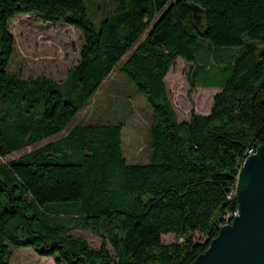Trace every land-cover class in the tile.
<instances>
[{
    "label": "trees",
    "instance_id": "1",
    "mask_svg": "<svg viewBox=\"0 0 264 264\" xmlns=\"http://www.w3.org/2000/svg\"><path fill=\"white\" fill-rule=\"evenodd\" d=\"M113 1L95 30L84 0H0V264L25 247L55 264H190L237 211L241 165L264 145V0ZM192 3L204 9V30ZM20 15L80 31L79 60L62 81L8 71L10 21ZM200 40L208 51L240 49L217 83L197 84L191 69L194 89L219 92L207 115L179 122L165 77L177 58L195 64ZM117 65L152 110L146 163L126 161L122 125L94 123L3 161L68 130ZM165 234L182 241L164 244Z\"/></svg>",
    "mask_w": 264,
    "mask_h": 264
},
{
    "label": "rangeland",
    "instance_id": "2",
    "mask_svg": "<svg viewBox=\"0 0 264 264\" xmlns=\"http://www.w3.org/2000/svg\"><path fill=\"white\" fill-rule=\"evenodd\" d=\"M84 5L87 19L95 30L98 29L100 20L111 13L115 6L113 0H84ZM20 16L22 17H15L10 21L15 47L8 71L25 79L45 76L57 82L62 81L68 70L79 60V49L83 43L80 31L64 23H49L32 15ZM159 16L160 13L156 18ZM145 34L146 32L139 41ZM207 46V41L200 40L195 51V64L188 65L181 58H177L166 77L167 94L180 122L188 120L192 113L207 115L218 92L216 88L201 86L194 89L190 85L191 69L197 84L201 85L206 81L217 83L228 75L223 67L229 66L231 58L240 49L219 47L208 51ZM128 54L122 61L128 58ZM87 123L122 125V150L126 161L130 164H143L148 161L151 152L149 130L153 124L152 110L137 92L134 83L119 71L118 65L75 115L69 128ZM67 133L65 131L33 147L15 151L3 158V161L17 159ZM50 207L57 211L69 209L66 204H51ZM72 233L85 238L92 248L97 249L101 245V239L90 232L74 230ZM161 241L171 244L181 242L182 239H177L174 234H165L161 236ZM9 264L55 263L54 257H41L31 247H25L12 249Z\"/></svg>",
    "mask_w": 264,
    "mask_h": 264
},
{
    "label": "water",
    "instance_id": "3",
    "mask_svg": "<svg viewBox=\"0 0 264 264\" xmlns=\"http://www.w3.org/2000/svg\"><path fill=\"white\" fill-rule=\"evenodd\" d=\"M190 10L195 27L204 30V9L192 3ZM235 200L238 216L190 264H264V145L243 161Z\"/></svg>",
    "mask_w": 264,
    "mask_h": 264
},
{
    "label": "bare ground",
    "instance_id": "4",
    "mask_svg": "<svg viewBox=\"0 0 264 264\" xmlns=\"http://www.w3.org/2000/svg\"><path fill=\"white\" fill-rule=\"evenodd\" d=\"M253 154H255V153H253ZM253 154H250V155H253ZM250 155H248V156H250ZM247 156V157H248ZM242 166V165H241ZM237 186V185H236ZM235 194H236V191H235ZM236 216H238V211H236V213L235 214H233V216L231 217V220L234 218V217H236ZM226 224V223H225ZM227 225V224H226ZM226 225H223V226H226ZM222 226V227H223Z\"/></svg>",
    "mask_w": 264,
    "mask_h": 264
},
{
    "label": "crops",
    "instance_id": "5",
    "mask_svg": "<svg viewBox=\"0 0 264 264\" xmlns=\"http://www.w3.org/2000/svg\"><path fill=\"white\" fill-rule=\"evenodd\" d=\"M17 17H22V16H17ZM172 66H173V65H172ZM171 68H172V67H171ZM169 71H170V70H169ZM168 73H169V72H168ZM167 75H168V74H167ZM167 75H166V77H167ZM166 77H165V80H166ZM197 88H198V87H197ZM216 89H217V88H216ZM218 92H219V89H218ZM218 92H217V93H218ZM217 93H216V94H217ZM177 119H178V118H177ZM185 121H186V120H185ZM179 122H180V121H179ZM75 126H76V125H75ZM73 127H74V126H73ZM73 127H72V128H73ZM69 130H70V128H69ZM69 130H65V131H69ZM65 131H63V132H65ZM63 132H62V133H63Z\"/></svg>",
    "mask_w": 264,
    "mask_h": 264
},
{
    "label": "built area",
    "instance_id": "6",
    "mask_svg": "<svg viewBox=\"0 0 264 264\" xmlns=\"http://www.w3.org/2000/svg\"><path fill=\"white\" fill-rule=\"evenodd\" d=\"M248 151H249V154H250V152H255L254 150H248ZM230 215H233V213H231V214L228 215V220H229V216ZM225 223H227V221ZM225 223H224V225H225Z\"/></svg>",
    "mask_w": 264,
    "mask_h": 264
}]
</instances>
